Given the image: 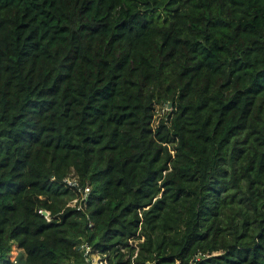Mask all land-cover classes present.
Instances as JSON below:
<instances>
[{"label":"trees","instance_id":"1","mask_svg":"<svg viewBox=\"0 0 264 264\" xmlns=\"http://www.w3.org/2000/svg\"><path fill=\"white\" fill-rule=\"evenodd\" d=\"M85 243L264 264V0H0V264Z\"/></svg>","mask_w":264,"mask_h":264},{"label":"built area","instance_id":"2","mask_svg":"<svg viewBox=\"0 0 264 264\" xmlns=\"http://www.w3.org/2000/svg\"><path fill=\"white\" fill-rule=\"evenodd\" d=\"M64 183L66 184L68 188L73 190L76 195L75 198L69 203L68 206L79 212H85L88 209L89 198L91 195V187L82 186L80 181L77 179V177L74 174H71L69 177H67L64 180ZM40 213L43 214L44 212L40 211ZM46 218L50 220L49 215ZM134 242L135 241H131V244L136 247L137 245L134 244ZM81 249L84 252V256L86 257V260L90 264H102L103 263L99 254L95 253L93 248H91L88 244L86 243L83 244L81 246Z\"/></svg>","mask_w":264,"mask_h":264},{"label":"rangeland","instance_id":"3","mask_svg":"<svg viewBox=\"0 0 264 264\" xmlns=\"http://www.w3.org/2000/svg\"><path fill=\"white\" fill-rule=\"evenodd\" d=\"M170 110L171 109H169L168 107H166V108L158 107L157 108L158 120H159V118L163 117L167 111H170ZM134 244H137V242H135Z\"/></svg>","mask_w":264,"mask_h":264},{"label":"water","instance_id":"4","mask_svg":"<svg viewBox=\"0 0 264 264\" xmlns=\"http://www.w3.org/2000/svg\"><path fill=\"white\" fill-rule=\"evenodd\" d=\"M172 106H173V104H172V103H169V107H168V108L171 109ZM43 215L47 217V216L49 215V213H48L47 211H45V212L43 213Z\"/></svg>","mask_w":264,"mask_h":264}]
</instances>
